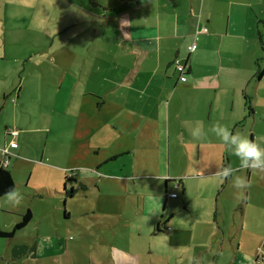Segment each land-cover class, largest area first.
<instances>
[{
  "label": "crops",
  "instance_id": "1",
  "mask_svg": "<svg viewBox=\"0 0 264 264\" xmlns=\"http://www.w3.org/2000/svg\"><path fill=\"white\" fill-rule=\"evenodd\" d=\"M1 47L12 54V66L22 67L12 70L19 77L34 67L25 81L35 71H54L70 82L56 101L69 115L70 138L51 146L52 157L44 148L38 158H54L65 201L86 199L80 212L100 227L93 225L96 245L107 249L131 227L158 244L147 253L150 264H168L166 257L209 264L204 253L211 264L228 253L231 264H264V172L240 168L209 131L219 122L264 149V0H0ZM176 61L187 65L186 81ZM8 75L0 71V79ZM197 122L204 134L193 138ZM19 136L8 126L0 133V159L8 148L14 183L11 162L32 145ZM11 141L18 146L9 148ZM228 165L239 170L221 181L217 172ZM234 176L247 186L233 187ZM203 215L215 225L202 244L195 227ZM165 240L174 250L169 255L159 246ZM175 241L194 249L178 251ZM13 251L49 253L24 242ZM111 253L100 249L95 257L146 262L143 248L123 244Z\"/></svg>",
  "mask_w": 264,
  "mask_h": 264
},
{
  "label": "rangeland",
  "instance_id": "2",
  "mask_svg": "<svg viewBox=\"0 0 264 264\" xmlns=\"http://www.w3.org/2000/svg\"><path fill=\"white\" fill-rule=\"evenodd\" d=\"M4 51L1 47L0 71L8 72L9 75L0 79V133L5 126L16 128L20 131L17 140L23 143L31 141L32 145L26 155L22 158H13L11 162L10 170H15L14 190L19 192L22 199L19 204H13L9 202L7 195L0 197V228L13 230L16 223L21 221L22 215L30 208L33 209V217L25 227L16 230L13 238H0V264H113L112 258H107L106 255L95 257V255L101 249L112 256L113 247L123 244L129 250L143 248L146 251L145 264H150L154 257L147 253L158 244L154 243L153 238L137 237L132 233L131 227L120 232L116 241L111 240L106 243L107 249L102 245L103 243L96 245L95 238L91 235H94L93 230H99L100 227L80 212L88 205L85 203L86 199L76 194L75 197L65 201V197L61 195L64 176L56 169L54 158L47 160L43 158L42 161L38 158L44 148H47L48 157H52L49 151L51 146L54 148L56 141L70 138L69 125L65 122L69 115L60 113L56 103L57 93L61 90H70V82L60 72L54 71L46 76L35 71L25 81V76L29 71L34 70V67L25 66L24 74L19 77L12 70L22 67L12 66V54L9 56L6 49L4 55ZM21 78H24V81ZM4 87H7L6 91ZM4 91L7 93H3ZM47 130H50V133ZM191 199L194 200V195ZM65 210L72 214L71 218H65ZM193 212L196 210L194 209ZM183 215V212H178L176 219L182 221ZM227 219L230 222L232 218ZM93 225H96L97 229ZM213 225L215 223L212 218L208 220L207 216H202V221H198L195 227V233L199 235L198 243L205 242L209 237L207 228L210 231ZM100 232L102 233L101 229ZM106 232L107 230H104V234ZM169 232L166 230L164 233ZM18 242L38 246L40 251H49V253L41 255V258L33 257L30 251L15 254L13 245ZM169 242L165 240V243L160 242L159 246L165 250L169 247ZM173 247L178 251L183 249L188 254L194 249L183 247L178 241L173 242ZM172 251L174 252L169 248L165 253L169 255ZM207 254L202 255V263L211 264L212 257ZM163 259L168 264L174 261L172 257ZM230 261L231 256L228 253L218 259L216 264L218 262L231 264ZM182 262L190 264V258H185Z\"/></svg>",
  "mask_w": 264,
  "mask_h": 264
},
{
  "label": "clouds",
  "instance_id": "3",
  "mask_svg": "<svg viewBox=\"0 0 264 264\" xmlns=\"http://www.w3.org/2000/svg\"><path fill=\"white\" fill-rule=\"evenodd\" d=\"M209 131L216 135L222 144L232 152L233 155L239 158L240 168L257 169L264 172V149L258 143L241 135L240 133H232L228 127L219 122L213 123ZM202 126L197 122V126L191 130L193 138H200L203 135ZM238 168H233L231 165L222 166L217 175L223 181L237 172ZM247 186L245 178L241 176H234L233 187L242 189ZM10 203L19 204L22 196L18 191L10 190L7 194Z\"/></svg>",
  "mask_w": 264,
  "mask_h": 264
},
{
  "label": "trees",
  "instance_id": "4",
  "mask_svg": "<svg viewBox=\"0 0 264 264\" xmlns=\"http://www.w3.org/2000/svg\"><path fill=\"white\" fill-rule=\"evenodd\" d=\"M262 72H259L261 74ZM69 181V178L66 179ZM15 183L14 180L8 171V169L0 168V197L6 196L10 190H14ZM73 194V190L68 192V195L71 196ZM32 218V214L30 210H27L23 215L21 221H19L13 230L5 231L0 229V238H12L16 232V230L25 227Z\"/></svg>",
  "mask_w": 264,
  "mask_h": 264
},
{
  "label": "built area",
  "instance_id": "5",
  "mask_svg": "<svg viewBox=\"0 0 264 264\" xmlns=\"http://www.w3.org/2000/svg\"><path fill=\"white\" fill-rule=\"evenodd\" d=\"M203 31H205V29H202ZM190 50H193V47H190ZM175 67L180 75V80L181 81H186L187 80V65L184 63H181L180 61H176L175 62ZM9 133L11 135H17V132L14 130H10ZM18 146L16 141H11L9 143V148H16ZM10 154L11 152L9 151L8 148H1V160H0V167L1 168H6L9 164V160H10ZM168 196L170 198H176L177 197V193L175 192H170L168 193Z\"/></svg>",
  "mask_w": 264,
  "mask_h": 264
}]
</instances>
